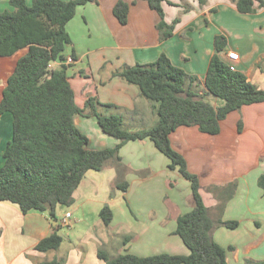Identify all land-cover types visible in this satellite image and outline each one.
<instances>
[{
	"label": "crops",
	"instance_id": "1",
	"mask_svg": "<svg viewBox=\"0 0 264 264\" xmlns=\"http://www.w3.org/2000/svg\"><path fill=\"white\" fill-rule=\"evenodd\" d=\"M26 1L31 4L33 0ZM98 1L78 7L75 18L67 25L73 45L67 48L65 56L75 52L77 58L68 75L79 107L84 108L90 97L97 98L101 104L117 107L100 108L104 115H120L124 123L133 125H156L158 116L152 102L136 86L115 77L114 72L124 66L154 63L162 53L176 67L198 77L195 87L206 95L205 80L213 56L219 55L228 62L229 53L237 52V71L264 90V7L259 0L255 1L253 14L239 13L237 0H166L162 4L166 23L170 25L178 18L180 22L165 41L160 40L157 28L160 16L146 0H124L130 6L126 25L114 15L119 0ZM186 6L191 7L190 11H184ZM5 10H14L10 0H0V13ZM218 36L228 42L222 52L215 46ZM24 54L22 50L11 57H0V101L8 78ZM207 97L214 106L220 105L212 96ZM75 123L89 137L94 149L118 144L103 133L96 117H78ZM11 127L12 117L1 116L0 157ZM170 139L186 159L189 171L199 177L208 208H214L218 202L210 188L237 183L223 219L237 221L239 226L234 230L220 227L214 232L218 244L233 248L227 254L228 264L263 261L264 191L258 181L264 175V103L232 112L221 122L219 135L202 133L198 127H180ZM120 156L123 164L132 169L124 177L129 184L127 192L116 189L111 197L117 178L114 168L90 171L74 195L75 204L57 210L58 221L47 212L24 214L19 206L0 202V264H42L53 259L63 260V264H106L99 258V251L117 257L111 252L118 248L122 237L124 252L119 255L188 256L189 249L175 231L178 217L192 210L190 182L178 170L170 169V160L148 139L126 144ZM105 205L113 212L109 227L100 218ZM66 213H71L68 227L62 223ZM78 225L85 228L75 232V236H80L77 242L70 232L66 238L60 234L62 228L74 232ZM53 233L63 237L61 247L48 253L37 251V244ZM66 240L70 246L63 248Z\"/></svg>",
	"mask_w": 264,
	"mask_h": 264
},
{
	"label": "trees",
	"instance_id": "2",
	"mask_svg": "<svg viewBox=\"0 0 264 264\" xmlns=\"http://www.w3.org/2000/svg\"><path fill=\"white\" fill-rule=\"evenodd\" d=\"M146 1L160 16L157 26L160 40H167L180 18L169 25L162 7L166 0ZM255 1L237 0L238 12L255 13ZM98 3V0H33L28 4L26 0H10L14 10L0 13V57H11L25 50L8 78L0 101V117L6 114L12 117L11 134L0 157V202L19 206L24 214L47 212L58 221L57 210L75 204L74 195L86 174L102 172L108 167L117 171L115 188L127 192L129 184L124 177L130 169L123 164L121 149L130 142L148 139L170 160V169L178 170L191 184L192 210L178 217L175 231L190 254L162 253L149 257L124 254L111 258L100 250L99 258L106 264H228L227 254L233 248L218 244L214 232L220 227L234 230L239 226L237 221L223 219L237 183L210 188L218 202L214 208H208L199 177L189 171L186 159L173 147L170 136L180 127H198L202 133L219 135L221 122L232 112L264 103V90L248 81L243 72L232 71L219 55H214L205 80L208 94L201 95L195 87L198 77L176 67L162 53L154 63L124 66L114 72L115 77L136 86L152 102L158 123L151 129H126L122 116L100 112L102 107H117L101 104L97 98L90 97L84 108L79 107L68 75L73 64L66 63V50L73 45L67 25L75 18L78 7ZM259 3L264 7L262 0ZM190 9L186 6L184 11ZM129 11L130 6L124 0H119L114 7V15L122 25L127 24ZM227 43L225 37L218 36L215 41L218 52ZM70 57L74 62L77 60L75 52ZM207 96L221 104L214 106ZM78 117H96L103 133L116 139L118 144L113 148H92L89 137L75 123ZM242 129L240 122L239 131ZM258 184L264 191V175ZM100 218L105 227L110 226L113 212L109 205L102 208ZM63 241L61 235L53 233L41 240L36 250L56 251ZM42 264H63V260L53 259ZM245 264H264V260H247Z\"/></svg>",
	"mask_w": 264,
	"mask_h": 264
},
{
	"label": "rangeland",
	"instance_id": "3",
	"mask_svg": "<svg viewBox=\"0 0 264 264\" xmlns=\"http://www.w3.org/2000/svg\"><path fill=\"white\" fill-rule=\"evenodd\" d=\"M219 103H220V101H219ZM221 104V103H220ZM158 123V122H157ZM156 123V124H157ZM155 126V125H154ZM153 126V124H150V125H148L147 123H146V125H143V124H139V123H137V124H135L134 123V125L133 124H128V123H125V127H126V129H128V130H130V131H142V130H147V129H151L152 127H154ZM128 168V167H127ZM116 170V169H115ZM130 171H132V169L131 170H128V173L130 172ZM99 178L101 179V173H99ZM106 179H108V176H107V174H106V176H104ZM116 177H117V171H116ZM108 188H110V186H107ZM117 188H115V182H114V186H113V188H112V191L111 192H113V191H115ZM61 209L62 208H59L58 210H60L61 211ZM82 228H85V226L84 225H78L77 226V229L74 231V232H71L70 231V229L69 228H62L61 230L62 231H60V234L64 237V238H66V234H67V232H70L71 233V235H72V238H74V240H76V242L78 241L77 239L80 237V236H78V235H76L75 236V232H78L79 230L78 229H81V230H83ZM230 234H232V233H230ZM123 238V237H122ZM122 238H120L119 239V246H118V248L117 249H114L112 252H111V255H113V256H118L120 253H123L124 252V246H123V242H124V240L122 239ZM70 246V243H69V241L68 240H66L65 242H64V247L63 248H68Z\"/></svg>",
	"mask_w": 264,
	"mask_h": 264
},
{
	"label": "built area",
	"instance_id": "4",
	"mask_svg": "<svg viewBox=\"0 0 264 264\" xmlns=\"http://www.w3.org/2000/svg\"><path fill=\"white\" fill-rule=\"evenodd\" d=\"M228 64H229V67L232 71H237V68H236V62L239 60V54L237 52H231L229 53L228 55ZM66 63L67 64H73L74 61L73 59L69 56L66 60ZM70 218H71V213H66L62 223L64 226L68 227L69 226V221H70Z\"/></svg>",
	"mask_w": 264,
	"mask_h": 264
},
{
	"label": "water",
	"instance_id": "5",
	"mask_svg": "<svg viewBox=\"0 0 264 264\" xmlns=\"http://www.w3.org/2000/svg\"><path fill=\"white\" fill-rule=\"evenodd\" d=\"M217 52V51H216Z\"/></svg>",
	"mask_w": 264,
	"mask_h": 264
}]
</instances>
